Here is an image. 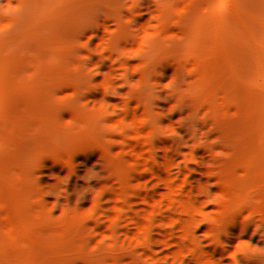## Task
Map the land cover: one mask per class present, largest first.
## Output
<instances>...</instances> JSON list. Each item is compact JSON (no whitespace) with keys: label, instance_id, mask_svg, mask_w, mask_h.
I'll list each match as a JSON object with an SVG mask.
<instances>
[{"label":"trees","instance_id":"16d2710c","mask_svg":"<svg viewBox=\"0 0 264 264\" xmlns=\"http://www.w3.org/2000/svg\"><path fill=\"white\" fill-rule=\"evenodd\" d=\"M209 1L0 0V264H264V0Z\"/></svg>","mask_w":264,"mask_h":264},{"label":"water","instance_id":"95a60500","mask_svg":"<svg viewBox=\"0 0 264 264\" xmlns=\"http://www.w3.org/2000/svg\"><path fill=\"white\" fill-rule=\"evenodd\" d=\"M212 2V0L209 1V4ZM200 11V9H198L197 11H194L193 13H191L188 17V21H187V27L186 29L184 30L183 32V35H182V40H181V55H180V62H179V70H178V80H177V91L181 94V67H182V64H183V47L185 45V40H186V36H187V31H188V25H189V20L196 14V12ZM186 108H187V111H188V114H189V120H190V123L192 122V112H191V109L189 108V106L186 104ZM188 141H189V134H188V137L186 139V145H188ZM171 171V170H170ZM170 171L167 173L166 175V178H165V181H167L168 177H169V174H170ZM166 196V194L164 193V197ZM169 208V207H168ZM170 209V208H169ZM182 224V226L184 228H186V225L184 224V222H182L181 220H179Z\"/></svg>","mask_w":264,"mask_h":264},{"label":"clouds","instance_id":"9594fccd","mask_svg":"<svg viewBox=\"0 0 264 264\" xmlns=\"http://www.w3.org/2000/svg\"><path fill=\"white\" fill-rule=\"evenodd\" d=\"M5 2H6V0H5Z\"/></svg>","mask_w":264,"mask_h":264}]
</instances>
